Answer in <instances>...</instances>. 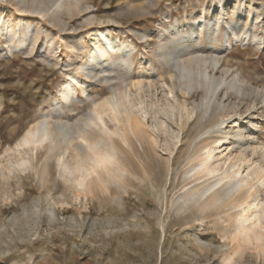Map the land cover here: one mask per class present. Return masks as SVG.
Returning <instances> with one entry per match:
<instances>
[{
    "label": "rangeland",
    "instance_id": "374dc122",
    "mask_svg": "<svg viewBox=\"0 0 264 264\" xmlns=\"http://www.w3.org/2000/svg\"><path fill=\"white\" fill-rule=\"evenodd\" d=\"M213 1L80 0L79 13L73 17L61 16L64 27H57L49 20L42 21L17 8L15 0H0V15L4 20L16 22L18 18H28L40 30L32 51L7 49L10 36L0 34V264H224L222 257L236 244L229 238L234 210L218 205L202 215L198 206H188L185 211L175 207V200L184 191L197 185L198 188L202 183L190 173L199 154L193 141L212 125L216 117L214 110L209 117L196 114L180 133L178 142H166V131L169 127L178 131V121L155 127L156 148L142 138L139 143L133 140L128 150L114 138L121 155L118 161L122 157L121 161L114 171L110 168L108 173H100L86 194L78 193L72 180L62 176L54 158L48 161L45 176H41L46 148L34 151L31 147H18L23 135L44 114L58 116L72 125L80 123L92 99L95 103L101 102L111 95V87L122 90L129 81L142 79L136 74L139 62L143 81L153 84L141 92L143 100L155 104L165 102V90L159 79L162 78L173 88L178 100L191 107L204 92L196 90L185 97L176 79L168 77L152 52L162 30L175 20L190 19ZM226 1L230 7L241 0ZM245 1L264 15V0ZM90 15L97 22L82 24ZM101 30L135 46L131 71L104 64L93 77L81 74L84 92L64 104L62 110L56 101L60 87L77 72L84 55L81 52L68 64L71 56L61 48L56 50V57L40 50L43 32L58 40L80 35L86 48H91L95 32ZM141 33L146 35L140 37ZM221 42L216 47L206 42L194 44L180 53L184 58L218 56L216 77L231 78L237 74L247 82L253 89L248 96L239 97L226 89L223 92L227 93L226 102L231 106L230 115L253 119L255 141L264 145V45L257 49L251 44L234 43L231 38L230 48L222 50ZM134 100L139 99L134 96ZM151 121L148 124L153 128ZM107 127L112 130L114 122L108 120ZM223 232H228L227 236ZM246 244L242 243L243 251L235 256L232 264H264V251Z\"/></svg>",
    "mask_w": 264,
    "mask_h": 264
},
{
    "label": "bare ground",
    "instance_id": "6f19581e",
    "mask_svg": "<svg viewBox=\"0 0 264 264\" xmlns=\"http://www.w3.org/2000/svg\"><path fill=\"white\" fill-rule=\"evenodd\" d=\"M15 2L17 8L39 17L40 20H49L57 27H64L61 16L73 17L75 13H79L81 5L80 0H15ZM96 19L90 15L81 23L91 25L97 22ZM37 27L38 25H33L28 18H18L16 22H11L4 20L0 15V34L4 37L10 36L7 40L9 50L21 48L34 50L33 44L38 40L40 33ZM262 30L263 13L250 7L245 0L235 1L230 7L226 0H214L209 7H203L190 19L175 20L162 30L159 34L160 41L154 45L152 52L153 57L166 70L168 77L176 79L178 89L185 97L191 96L196 90L204 92L199 101L188 107L185 102L178 100L173 88L159 78L165 90V102L147 103L146 99L143 100L141 92L143 89L146 91L147 88H151L153 84L143 81V73L140 72L143 68L138 61L135 73L137 77L142 78L141 80L138 78L134 82L129 81L128 87L126 85L122 90L111 87V95L101 102L95 103L92 99V105L80 123L72 125L62 121L58 116L44 114L37 124L23 135L18 147H31L34 151L46 148L47 157L41 168V176H45L48 161L54 158L62 176L72 180L78 193L86 194L100 173L110 171V168L114 171L116 164L121 161L122 157H119L118 161V155H121L114 138L127 149L133 140L139 143L142 138L148 139L150 145L156 148L158 138L154 132L155 127L164 126L168 121L172 123L178 121L180 125L178 131L169 126L168 131L165 130L166 142H178L180 133L196 114L209 117V113L214 110L216 117L212 125L193 141V147L199 153L198 160L196 164L193 162L195 165H192L191 170L188 169L192 178L201 179L202 183H198L200 187L197 188V185L179 195V200H175V207L182 211L188 206L192 208L198 206L202 215L218 205L234 210L231 213L234 216L232 219L234 223L231 222L233 231L229 238L236 244L225 256L223 255L224 264H232L235 256L242 250V243L253 244L264 251V145H259L255 141V132L252 128L256 125L253 119L246 120L238 114L230 115L231 106L226 102L227 93L223 92L226 89L242 97L250 95L253 89L237 74L231 78L221 74L216 77L215 71L220 61L218 56L208 59L202 55H190L184 58L181 56L182 52L180 53L181 50L185 51L190 49V46L201 45L203 42L216 47L220 40L222 41L220 48L227 50L231 46V38L234 43L251 44L259 49L264 45ZM43 34L40 50H45L56 57V50L61 48L71 56L68 64L81 52L84 55L77 72L68 77L60 87L56 101L62 110L64 104L73 100L79 92H84L81 74L84 73L88 78L93 77L97 68L104 64L123 66L127 72L131 71L135 46L131 42L117 40L107 30L95 32L91 48H86L85 40L80 35H70L58 40L46 31ZM138 35L144 37L146 34ZM141 56L142 54L139 57ZM134 96L139 99L137 102L133 101ZM262 102L264 104V96ZM253 108L254 105L251 109ZM150 119L154 122L153 128L148 124ZM108 120L114 122L112 130L107 127ZM120 149L123 151L121 147ZM117 170L119 171V168ZM120 174L123 176V173Z\"/></svg>",
    "mask_w": 264,
    "mask_h": 264
}]
</instances>
